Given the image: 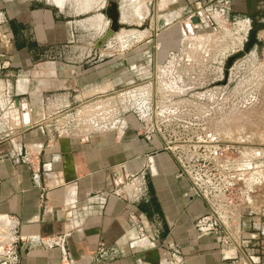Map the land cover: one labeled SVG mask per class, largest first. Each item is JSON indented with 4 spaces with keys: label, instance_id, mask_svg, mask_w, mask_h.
<instances>
[{
    "label": "crops",
    "instance_id": "0c3cea01",
    "mask_svg": "<svg viewBox=\"0 0 264 264\" xmlns=\"http://www.w3.org/2000/svg\"><path fill=\"white\" fill-rule=\"evenodd\" d=\"M191 7L192 0H0V228L22 238L16 264H264V213L242 210L230 245L202 236L195 223L207 206L192 197L159 137L146 138L131 118L107 130L82 127V111L177 49L178 24L160 22L184 19ZM230 9L252 20L263 48L264 0H231ZM144 23L161 44L140 60L146 46L119 44L117 32ZM109 30L116 34L99 47ZM117 174L144 175L149 198L114 195ZM101 247L114 253L100 258Z\"/></svg>",
    "mask_w": 264,
    "mask_h": 264
},
{
    "label": "rangeland",
    "instance_id": "374dc122",
    "mask_svg": "<svg viewBox=\"0 0 264 264\" xmlns=\"http://www.w3.org/2000/svg\"><path fill=\"white\" fill-rule=\"evenodd\" d=\"M196 1L199 0H192L193 7ZM193 7L191 9H194ZM159 8L166 9L167 5H160ZM187 22V16L175 22L170 18L160 22L161 28L172 23L178 24V45L183 43L184 49L173 68L168 70L169 73L166 72V78L167 82L172 81L169 90L179 89L177 90L179 95L191 96L190 99L180 100L186 103L184 105L186 109L196 108L201 115L200 118L203 117L202 110L207 109L213 113L208 131V139L213 141V144L194 149L178 148L176 153L182 156L184 162H188L192 157L199 158L200 163L197 165L213 174L216 186L228 184L237 210L253 211L262 215L264 213V48L253 47L246 52L244 47L241 52L237 51L231 57L236 55L240 57L230 68L226 63L222 79L216 73L212 75V67L207 60L217 56L223 49H228L233 43H238L235 37H231L236 26L232 24L220 29L213 25V29L209 31L200 33L195 31L197 38H194L189 34H181L183 30L186 31L189 25ZM146 27L147 24L144 23L141 26H127L125 30L117 32L119 44L129 47L133 44L146 46L137 53L140 60L146 55L158 54L161 44L143 32ZM124 31H129L130 36L123 37ZM147 47L151 48L152 52L148 53ZM113 54L117 57L124 52L120 50ZM156 61L157 64L153 58L151 66L145 67L140 70L141 72L138 71L140 73L130 85H124L108 97L100 99L96 106L82 111V127L87 130H104L116 121L121 123L127 113H133L127 111L132 106L135 110L142 108L144 110L149 106L142 105L141 95L150 97L156 95V105L161 107L166 100L163 98L165 91L162 88L164 75L156 76L155 72L160 63L159 60ZM137 64L139 66L144 62L138 61ZM158 70L161 72L160 68ZM131 95H135L132 102ZM166 102L174 101L169 99ZM134 124L137 126L138 121L134 120ZM202 135H206L205 131Z\"/></svg>",
    "mask_w": 264,
    "mask_h": 264
},
{
    "label": "built area",
    "instance_id": "2783aa9c",
    "mask_svg": "<svg viewBox=\"0 0 264 264\" xmlns=\"http://www.w3.org/2000/svg\"><path fill=\"white\" fill-rule=\"evenodd\" d=\"M230 1H196L194 9H191L187 14V23L189 25H187L186 31L183 30L181 32L182 35L189 34L197 38L195 37V31L197 33L206 32L213 29V25L220 29L229 27L232 24V26H236L233 28L235 32L231 37H235L238 43H233L228 49H223L217 56L207 60V63L212 67V75L216 73L222 79L224 78L226 63L228 64V61L232 58L231 56L237 51L241 52L244 47L246 49L247 42H249L253 31L252 20L232 17ZM195 18L198 19L197 24L192 22ZM182 46L183 43H180L177 49L168 51L164 59L159 61L160 63H158L159 65L155 72L157 77L164 75L163 80L161 77L159 78L160 82L162 80L163 85H161L165 91L164 100L169 101L170 99L174 102H166L165 100V103L158 107L155 101L156 95L151 97L149 95H141L143 99L142 105H149L147 108L135 110L132 106L127 110L128 112H133L132 114L127 113L128 115L124 116L122 121L120 120L121 123L116 121L104 130L121 126L128 118H131L138 121V130L146 138L159 137L166 149H170L174 153L176 160L180 164L181 174L189 180L192 197L203 200L207 206L206 215L199 218L195 223L196 231L202 236L218 234L219 242L222 245H230L232 242H236V234L240 233L243 220L242 211L237 210L233 203L230 186L228 184L216 186L213 174L197 165V163H200L198 162L199 158L192 157L188 163L184 162L182 156L176 153L178 148L194 149L204 146L209 147V145L213 144V141L208 139V131L212 122L210 117L213 113L207 109L202 110L203 117L200 118L201 115L198 114L196 108L190 107L186 109L184 106L186 103L180 101L190 99V95H179V89L177 88L178 91L169 90L172 87V81L167 82L166 72L169 73L168 70H171L179 56H182V51L184 50ZM254 47L257 49V44ZM156 62L155 60V64H157ZM159 68L161 72H159ZM133 96L135 95H131V102L134 101ZM146 99L147 101L145 102ZM152 99H154L153 102ZM204 131L206 135H202ZM112 186H114V195L129 202L139 203L149 198V189L144 175L133 176L124 174L121 176V174H117L113 179ZM0 229V264H16L17 248L22 238L17 229ZM112 253L101 247L98 254L100 258H104Z\"/></svg>",
    "mask_w": 264,
    "mask_h": 264
},
{
    "label": "water",
    "instance_id": "95a60500",
    "mask_svg": "<svg viewBox=\"0 0 264 264\" xmlns=\"http://www.w3.org/2000/svg\"><path fill=\"white\" fill-rule=\"evenodd\" d=\"M192 22L194 24H197L198 23V19L195 18L192 20ZM116 34L115 31L113 30H109L108 33H106L98 42V45L99 47H101L106 41L110 40L114 35ZM257 34H258V29H254L252 32H251V35H250V40H249V43L246 47V52H248L251 48H253L256 44H257ZM240 55H236L234 57H232L229 61H228V68H230L234 61L239 58Z\"/></svg>",
    "mask_w": 264,
    "mask_h": 264
},
{
    "label": "bare ground",
    "instance_id": "6f19581e",
    "mask_svg": "<svg viewBox=\"0 0 264 264\" xmlns=\"http://www.w3.org/2000/svg\"><path fill=\"white\" fill-rule=\"evenodd\" d=\"M127 34V33H126Z\"/></svg>",
    "mask_w": 264,
    "mask_h": 264
}]
</instances>
